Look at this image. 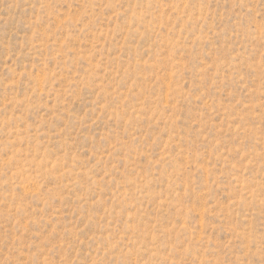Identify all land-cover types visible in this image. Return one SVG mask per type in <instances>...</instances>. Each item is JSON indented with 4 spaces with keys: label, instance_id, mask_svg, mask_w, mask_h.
I'll return each instance as SVG.
<instances>
[{
    "label": "rangeland",
    "instance_id": "rangeland-1",
    "mask_svg": "<svg viewBox=\"0 0 264 264\" xmlns=\"http://www.w3.org/2000/svg\"><path fill=\"white\" fill-rule=\"evenodd\" d=\"M0 264H264V0H0Z\"/></svg>",
    "mask_w": 264,
    "mask_h": 264
}]
</instances>
